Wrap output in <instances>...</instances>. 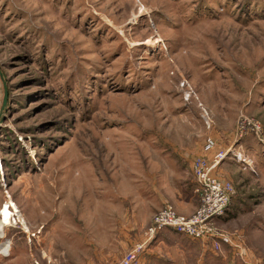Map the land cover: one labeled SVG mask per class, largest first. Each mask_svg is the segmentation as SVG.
<instances>
[{
  "label": "rangeland",
  "instance_id": "rangeland-1",
  "mask_svg": "<svg viewBox=\"0 0 264 264\" xmlns=\"http://www.w3.org/2000/svg\"><path fill=\"white\" fill-rule=\"evenodd\" d=\"M208 138L221 238L166 230L135 264H264V0H0V264H122Z\"/></svg>",
  "mask_w": 264,
  "mask_h": 264
},
{
  "label": "built area",
  "instance_id": "built-area-1",
  "mask_svg": "<svg viewBox=\"0 0 264 264\" xmlns=\"http://www.w3.org/2000/svg\"><path fill=\"white\" fill-rule=\"evenodd\" d=\"M253 128L256 131L261 130L258 125H254ZM240 132L242 135V131ZM215 146L216 142L208 138L204 147L205 155L195 158L192 163L198 192L202 195L198 210L191 217H186L178 214L172 206H165L155 215L152 226L146 233L144 245L134 246L125 255L122 264H135L144 252L145 245L150 244L160 233L166 230L193 240L214 241L221 238L220 232L215 227V222L229 211L234 189L231 183L221 180L217 175V169L230 154L219 152L211 155Z\"/></svg>",
  "mask_w": 264,
  "mask_h": 264
},
{
  "label": "crops",
  "instance_id": "crops-1",
  "mask_svg": "<svg viewBox=\"0 0 264 264\" xmlns=\"http://www.w3.org/2000/svg\"><path fill=\"white\" fill-rule=\"evenodd\" d=\"M174 176L177 175L174 174ZM153 187L155 191L154 193H152L151 198L152 200H155L154 202H156V204L152 203L151 207L149 205H146L145 211L143 213L142 211H140L139 207H135L130 214L131 225H145L150 221L155 211L162 208L167 203V201H170L172 205L177 209V211L184 215L193 214L196 210V207L198 206L196 200L197 185L195 183V180L191 179L189 187H180L179 190H176L179 192L173 191L172 193H169L165 188L161 191L159 189V184L157 183L153 184Z\"/></svg>",
  "mask_w": 264,
  "mask_h": 264
},
{
  "label": "bare ground",
  "instance_id": "bare-ground-1",
  "mask_svg": "<svg viewBox=\"0 0 264 264\" xmlns=\"http://www.w3.org/2000/svg\"><path fill=\"white\" fill-rule=\"evenodd\" d=\"M13 216H14V214L12 213V211H10V207L6 206L3 209L2 214H1V220H0V237H3L4 233H3V230L2 229L5 226H7L12 221V217Z\"/></svg>",
  "mask_w": 264,
  "mask_h": 264
}]
</instances>
